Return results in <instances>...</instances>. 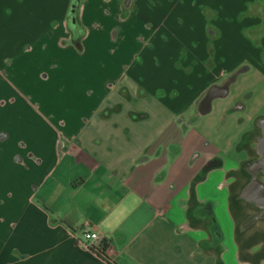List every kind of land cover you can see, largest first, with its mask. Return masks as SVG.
<instances>
[{"label": "crops", "instance_id": "1", "mask_svg": "<svg viewBox=\"0 0 264 264\" xmlns=\"http://www.w3.org/2000/svg\"><path fill=\"white\" fill-rule=\"evenodd\" d=\"M73 1L0 0V264H264V0Z\"/></svg>", "mask_w": 264, "mask_h": 264}, {"label": "rangeland", "instance_id": "2", "mask_svg": "<svg viewBox=\"0 0 264 264\" xmlns=\"http://www.w3.org/2000/svg\"><path fill=\"white\" fill-rule=\"evenodd\" d=\"M245 65L240 66L235 76L234 82L230 84L229 105L232 108L237 106L239 101H242L246 105L245 110L236 112L240 116L241 120L228 117L219 107V101L215 103V117L212 119L210 125L207 124L205 129L220 132L221 135L228 133L239 134L244 128L243 125L249 122V118L252 116L264 113V82L258 81V74L255 69H251L250 72H243ZM236 71V72H237ZM235 72V73H236ZM232 79L231 76L226 78ZM263 105V106H262ZM262 106V107H261ZM245 122V123H244ZM226 225V224H225ZM226 227H228L226 225Z\"/></svg>", "mask_w": 264, "mask_h": 264}, {"label": "trees", "instance_id": "3", "mask_svg": "<svg viewBox=\"0 0 264 264\" xmlns=\"http://www.w3.org/2000/svg\"><path fill=\"white\" fill-rule=\"evenodd\" d=\"M69 19L71 20H74L75 22L74 23H71L70 25V29L72 31V35H73V40L79 45V40H80V37H82L83 33H84V28L83 26L81 25L79 19H78V4H77V0H74L73 1V4H72V8H71V12H70V15H69ZM215 165V162H211L210 164H208L207 168H211ZM214 228L216 230H219V227L217 225L216 222H214ZM106 258H108L106 256ZM112 264H116L115 262H112Z\"/></svg>", "mask_w": 264, "mask_h": 264}, {"label": "built area", "instance_id": "4", "mask_svg": "<svg viewBox=\"0 0 264 264\" xmlns=\"http://www.w3.org/2000/svg\"><path fill=\"white\" fill-rule=\"evenodd\" d=\"M99 234L97 231L86 229L84 230L82 240H80V245L84 248L92 247L93 243L97 241Z\"/></svg>", "mask_w": 264, "mask_h": 264}, {"label": "flooded vegetation", "instance_id": "5", "mask_svg": "<svg viewBox=\"0 0 264 264\" xmlns=\"http://www.w3.org/2000/svg\"><path fill=\"white\" fill-rule=\"evenodd\" d=\"M211 96H213V90L208 92V94L206 96V99H205V102H208V99H210ZM262 179H264V174H263V178ZM253 181L255 182L256 180H253Z\"/></svg>", "mask_w": 264, "mask_h": 264}, {"label": "water", "instance_id": "6", "mask_svg": "<svg viewBox=\"0 0 264 264\" xmlns=\"http://www.w3.org/2000/svg\"><path fill=\"white\" fill-rule=\"evenodd\" d=\"M262 200L264 201V197L262 198Z\"/></svg>", "mask_w": 264, "mask_h": 264}]
</instances>
